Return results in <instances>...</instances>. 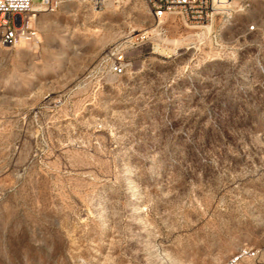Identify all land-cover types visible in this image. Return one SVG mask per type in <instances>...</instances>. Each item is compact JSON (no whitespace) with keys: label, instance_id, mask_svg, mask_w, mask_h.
Returning <instances> with one entry per match:
<instances>
[{"label":"rangeland","instance_id":"1","mask_svg":"<svg viewBox=\"0 0 264 264\" xmlns=\"http://www.w3.org/2000/svg\"><path fill=\"white\" fill-rule=\"evenodd\" d=\"M231 6L62 0L0 48V264H264V0Z\"/></svg>","mask_w":264,"mask_h":264},{"label":"built area","instance_id":"2","mask_svg":"<svg viewBox=\"0 0 264 264\" xmlns=\"http://www.w3.org/2000/svg\"><path fill=\"white\" fill-rule=\"evenodd\" d=\"M93 7L101 9L106 2L113 1L122 4L127 0H89ZM153 19L161 22L171 16H180L186 22L207 24L214 18L225 22L233 18L234 0H144ZM62 0H0V48L15 49L21 46L33 47L39 43V35L35 27L36 13L33 7H38L40 13L55 12ZM254 31V26L248 28ZM108 67L111 73L124 74L126 71V56L122 51H112ZM256 257L252 250H244L234 256L227 264H237L243 258Z\"/></svg>","mask_w":264,"mask_h":264},{"label":"bare ground","instance_id":"3","mask_svg":"<svg viewBox=\"0 0 264 264\" xmlns=\"http://www.w3.org/2000/svg\"><path fill=\"white\" fill-rule=\"evenodd\" d=\"M41 11H40V9L38 8V7H33V13H36V15L37 14H39Z\"/></svg>","mask_w":264,"mask_h":264}]
</instances>
